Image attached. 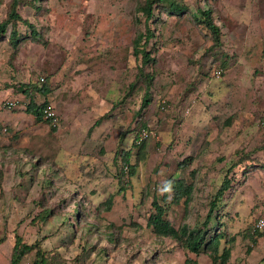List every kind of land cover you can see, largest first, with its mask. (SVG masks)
I'll return each instance as SVG.
<instances>
[{"label":"rangeland","instance_id":"1","mask_svg":"<svg viewBox=\"0 0 264 264\" xmlns=\"http://www.w3.org/2000/svg\"><path fill=\"white\" fill-rule=\"evenodd\" d=\"M143 2L0 0V264L16 237L36 244L30 262L38 249L45 264H213L215 233L226 264H262L264 0H156L148 19ZM236 149L246 177L228 172ZM226 174L238 183L210 214ZM177 180L193 185L186 203L164 191ZM155 203L176 231L204 233L210 214L199 252L151 231Z\"/></svg>","mask_w":264,"mask_h":264},{"label":"trees","instance_id":"2","mask_svg":"<svg viewBox=\"0 0 264 264\" xmlns=\"http://www.w3.org/2000/svg\"><path fill=\"white\" fill-rule=\"evenodd\" d=\"M156 0H146V2H143L141 6H139V9L143 10L142 12L146 14V19L150 18L152 16V5ZM184 9L180 6H178L177 4H172L169 7V13H178L180 14ZM207 13V12H206ZM204 12V15H206V17L208 18V20L206 21L207 25L212 29V32L214 35H218V28L212 23L211 21V17H210V13L211 10L208 11V13L206 14ZM194 17H197L196 15H194ZM19 19V15L14 12V7H12L11 9V13L9 15V21L10 20H18ZM199 21H203L201 20V18H198ZM8 25V20L4 21L1 26H0V30L1 31H5L6 26ZM14 34H16V31H14ZM149 34H139L136 39L134 40V53L135 55H138L139 53L143 54V62H149L151 60L149 53L145 51L143 44H141V39L144 38V43H146V41L149 39ZM146 39V40H145ZM153 59V58H152ZM42 92H46L47 89L46 88H42L41 89ZM144 101H143V107L147 105V102L149 101L148 99V93L145 94L144 96ZM45 107L44 104H37L33 101H30L27 106L25 107V111L27 113H31L35 116V118L39 121H41L45 116L44 112H43V108ZM46 120V119H45ZM48 120H50L48 118ZM1 128V127H0ZM137 140L134 138V141ZM136 142V141H135ZM134 142V143H135ZM243 151L241 150H237L234 152V157L230 160V168L229 171H232L234 169V166H237L238 164L243 165L244 171H243V175L244 177H246L248 175V171L250 169H253L252 166H255L254 164L250 163V158L248 154H243ZM242 154V156L239 157V154ZM220 159H222V157H220ZM125 164L127 167H129L130 169V173H133V167L134 165H129L128 164V157L126 156V159H124ZM233 162V163H232ZM186 164L185 161L184 162H180L179 166ZM232 164V165H231ZM121 172H123V169H120ZM231 177H228L227 174L223 177L220 186L218 187L217 191L211 196L212 199L210 200V210L209 213L211 214L212 209L215 206H218L221 204L223 205V200L225 199V195L226 192L231 189L233 187V185L237 184L238 182H234L235 180V176L234 175H230ZM171 185L170 188L174 189V198L176 200L185 197V203L188 202L190 200V194L191 191L193 189V185L192 184H185L182 180H177L175 181V183H170ZM156 205V203H155ZM157 208V213L154 215H150L148 217V223L150 225L151 231L157 235V236H167V237H172L178 241H181V244L184 247H187L189 249V251L197 253L199 252V250H201V247L204 243V234L209 232V229H206V226L210 223V214H207V219L204 220L202 226L203 227V231L204 233L200 232L202 230H199L197 228L196 231L194 229H190V228H186L187 226L182 225L181 228L178 229V231H176L172 226L169 225L168 221H166L163 218V211L162 208L159 207L158 205H156ZM199 227V226H197ZM264 228V227H263ZM263 228H257L255 227L253 233L251 234V238L255 239V238H259V237H264V232H263ZM222 238V233H215L213 235L212 238H210L209 241L206 242L204 248L208 249L210 248V253L209 256L212 260L213 264H226V261L230 255V247H225L223 246L222 249V253H219V244H220V239ZM2 239H4L2 237ZM256 241V240H255ZM1 242V239H0ZM34 247H36V244H31V245H27V244H23L22 240L20 239V237H16L15 241H14V245H13V251L11 254V262L10 264H18L21 260H23L25 253H27L28 251H30L31 249H33ZM36 255L39 257L38 259H35L33 261H31V264H45V256L44 254L40 251V250H36ZM188 261H191V259H189ZM261 263L264 264V257L261 259Z\"/></svg>","mask_w":264,"mask_h":264},{"label":"built area","instance_id":"3","mask_svg":"<svg viewBox=\"0 0 264 264\" xmlns=\"http://www.w3.org/2000/svg\"><path fill=\"white\" fill-rule=\"evenodd\" d=\"M218 71H220L219 69H217ZM13 104H8L9 107H11ZM257 228H263L264 227V220H258L257 224H256ZM18 264H31L30 261L28 260H21Z\"/></svg>","mask_w":264,"mask_h":264},{"label":"clouds","instance_id":"4","mask_svg":"<svg viewBox=\"0 0 264 264\" xmlns=\"http://www.w3.org/2000/svg\"><path fill=\"white\" fill-rule=\"evenodd\" d=\"M220 71H222L223 69H221V68H218ZM45 114V113H44ZM45 116V115H44ZM168 190H170V186H166L165 187V189H164V191H168ZM257 227V226H256ZM165 237H167V236H165Z\"/></svg>","mask_w":264,"mask_h":264}]
</instances>
